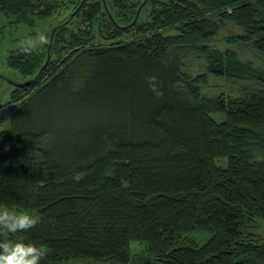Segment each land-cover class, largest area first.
Returning <instances> with one entry per match:
<instances>
[{"label":"trees","instance_id":"obj_1","mask_svg":"<svg viewBox=\"0 0 264 264\" xmlns=\"http://www.w3.org/2000/svg\"><path fill=\"white\" fill-rule=\"evenodd\" d=\"M82 1L51 47L7 57L27 80L0 120V206L41 216L11 240L45 245L41 264H132L133 241L138 264H264V0H145L137 20L132 0ZM59 6L0 0V15L32 26ZM229 25L259 63L218 45Z\"/></svg>","mask_w":264,"mask_h":264},{"label":"rangeland","instance_id":"obj_2","mask_svg":"<svg viewBox=\"0 0 264 264\" xmlns=\"http://www.w3.org/2000/svg\"><path fill=\"white\" fill-rule=\"evenodd\" d=\"M71 1V2H70ZM73 1H79V0H73ZM113 0H108L110 5V10L117 14L116 8H114L112 4ZM66 2H70L69 4H65V2L60 0V6L55 10L51 16L46 18H38L35 23L30 26L27 23H13L11 19H9L6 16L0 15V120L5 117L9 116L16 108L18 103L12 102L11 97L13 90L17 87L15 84H19L21 82H24L27 80V78H24L20 76L15 70L10 68L7 64V57L8 55L14 51L15 48L18 47L20 41L25 40L29 37H35L37 32H42L47 35L49 38V33L57 24L62 23L70 16V14L74 11L76 8L75 5H73L72 0H66ZM132 2L135 4V7L133 8V18H136V15L141 10L142 4L145 2V0H132ZM150 1L147 3V6L145 5V10L142 12V18H146L148 16V10L150 7ZM144 9V8H143ZM81 20V18H79ZM76 23V21H75ZM86 26V25H85ZM84 28V26L82 25ZM176 29L174 28H167L165 29L164 33L171 34L174 33ZM238 31V28L229 25L225 28H222L221 35L219 39L217 40L218 45L222 46L223 48L228 47H235L241 54L242 58L245 60H253L256 63L260 62V57L256 55L253 51L246 49L244 50L240 46L232 45L230 43L224 42V37L236 33ZM126 35V36H124ZM122 39H130L134 35L132 32L124 34ZM139 35V34H138ZM95 43L100 42H107L105 40H102L97 38ZM45 51V46L39 47L38 49H42ZM66 52L61 53L60 55L64 56ZM220 88H217V91H219ZM217 119H220L221 115H215ZM258 226L256 228V232L261 236L264 237V221L258 220ZM12 233L8 232L7 230L0 229V241L7 242L12 241L11 240ZM207 234H194L190 236L189 241H196V242H202L204 239L207 238ZM131 252H132V264H138L140 261H142L145 257L150 256L148 245L145 242L140 241H133L131 243ZM83 262H86L83 259H73L70 261H67L65 264H82Z\"/></svg>","mask_w":264,"mask_h":264},{"label":"clouds","instance_id":"obj_3","mask_svg":"<svg viewBox=\"0 0 264 264\" xmlns=\"http://www.w3.org/2000/svg\"><path fill=\"white\" fill-rule=\"evenodd\" d=\"M50 43L46 34L37 32L35 37L20 41L18 52L31 55L39 47ZM148 85L152 93L160 98L163 96V85L156 76L148 77ZM41 216L36 210H19L7 206H0V229L10 233L27 232L36 227ZM48 255L45 245L34 242L7 241L0 242V264H41Z\"/></svg>","mask_w":264,"mask_h":264},{"label":"water","instance_id":"obj_4","mask_svg":"<svg viewBox=\"0 0 264 264\" xmlns=\"http://www.w3.org/2000/svg\"><path fill=\"white\" fill-rule=\"evenodd\" d=\"M85 0H83L82 1V3H81V5L83 4V2H84ZM80 5V6H81ZM139 12H140V9H139V11H138V13H137V15H136V19L135 20H137V18H138V15H139ZM51 44H52V36H51V43H50V47H51ZM49 61V58H48V60H47V62Z\"/></svg>","mask_w":264,"mask_h":264}]
</instances>
